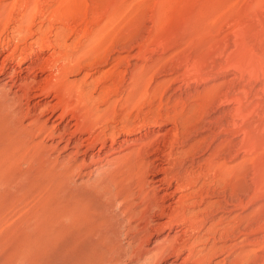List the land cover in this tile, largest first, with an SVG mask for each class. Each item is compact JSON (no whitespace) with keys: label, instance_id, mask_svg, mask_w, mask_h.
I'll list each match as a JSON object with an SVG mask.
<instances>
[{"label":"rangeland","instance_id":"1","mask_svg":"<svg viewBox=\"0 0 264 264\" xmlns=\"http://www.w3.org/2000/svg\"><path fill=\"white\" fill-rule=\"evenodd\" d=\"M25 1L0 0V4L6 3V12L10 7L19 11ZM32 3L46 12V18L38 16L32 26L36 28L34 38L40 42L35 41L32 47L39 50L43 38L55 45L40 51L43 58H54L51 53L59 50L57 54H65L66 59L77 50H91L97 43L103 44L102 49L108 47L106 54L84 58L83 66L68 75L81 88L82 96L81 101L75 95L66 96L68 104L77 111H68L64 120L83 125L75 137L92 138L90 142L95 143L89 154L99 148L97 137L102 132L110 137L118 131L120 137L137 136L146 130L164 133L173 126L171 114L180 110V105L174 108L176 105L172 104L180 98L189 108L182 117L186 132L179 129V133L189 137L184 149L191 146L193 150L181 156L182 164L193 168L192 156L195 160L203 159L215 145H221L217 154L226 165L234 166L239 161L236 156H242L240 186L244 192L237 196L242 198L241 207L234 206L237 197L228 193L235 189L236 180L230 178L229 185L224 187L229 189L227 206L236 208L228 213L212 207L199 234L188 233L186 223L179 219L171 220L158 233L151 230L152 240H161L176 231L186 238L185 243L174 244L179 250L165 245L161 259L155 260L145 254L153 243L138 238L147 224L167 219L155 216L152 207L148 210L147 198H144L147 204L141 199L139 202L144 205L140 203L133 208L135 213L124 211L129 206L114 205L106 211L111 212L113 223L98 222L103 207L94 200H103L106 180L111 185L105 184L110 187L107 190L132 181L134 173L128 172L131 167L113 172L119 176L115 181L102 175L104 182L97 171L86 174L88 157L83 162V156L78 154L71 158L64 156L49 146L51 138L37 135L35 127L27 133L30 129L24 128L21 114L19 117L17 111L14 113L16 104L11 101L9 105V101L0 97V264H169L172 260L179 263L189 254L187 245L191 243L194 255L184 264H193L191 261L199 254L208 256L202 264H234L232 260L237 255L252 250L257 254L255 260L246 257V261L235 264H264V0H32ZM6 22L0 24V40L9 37L8 40L15 38L12 44L16 40L23 42L25 33L18 28L19 22ZM4 53L0 52V61ZM238 96L243 101L244 114V134L239 135L232 125ZM42 97L50 102L57 100L54 91L33 100ZM60 112L56 108L54 115ZM167 112L169 121L165 118ZM157 116L159 122L153 124ZM143 118L149 123L137 130ZM133 127L136 131L126 135L125 129ZM111 138L107 137V144ZM212 188L224 189L214 185ZM104 201H108L106 197ZM201 208L187 206L184 216H198ZM258 208L260 216L254 233L255 227L248 218ZM236 215L244 218L237 226ZM219 216L223 218L220 224ZM211 223L218 230L210 233L205 229ZM226 224L235 227L227 233L222 229Z\"/></svg>","mask_w":264,"mask_h":264},{"label":"bare ground","instance_id":"2","mask_svg":"<svg viewBox=\"0 0 264 264\" xmlns=\"http://www.w3.org/2000/svg\"><path fill=\"white\" fill-rule=\"evenodd\" d=\"M58 1H60V0H58ZM67 1H69V0H67ZM5 4H3V5L0 4L1 5L0 6V24H1V22L3 23V21H5V20L8 21V22H6V24L11 22V21H18L19 22L18 28L24 29L23 33H25L26 35L23 34L24 35L23 39H22L23 42L21 41V43H18V40H16L17 43L14 41L15 44H12V40H14L15 38H12V40H8L9 37H8V39H5L6 37L4 38V41L6 40V42L2 41L3 39L0 40V41L4 42V44L2 42L0 43V44H2L0 50L5 51V53L1 57V61H0V97L4 99V102L9 101L8 102L9 105H11L10 104L11 101H13V104H16L13 107V108H15L14 113H16L15 111H17L18 112V114L16 113L17 116H19V114H21V117L20 116L19 117L22 118V123L25 125L24 128H26L27 130L30 129L29 131H27V133L30 131H33L32 127L33 128L35 127L34 129L37 131V135L45 134L46 137L51 138V140H50L51 142H49V146L52 147L53 149L57 150L58 152L63 153L64 156L71 158V156H73V155L76 156L78 154V155L83 156V162H84V160H86V157H88L90 159V162L86 166V167H88V165H89V168L85 167V169H89L86 171V174H90L93 171H95V172L97 171L98 172L97 174L99 175V177H100V175H101V178L103 177L102 175H104V176L108 175L110 178H114L113 180L115 181V180L119 179V176L118 175L116 176L113 172H115L116 170H118L120 168L122 169L124 167L129 166V167H131V168H129L131 170L130 171L127 170V171L130 173L132 171L134 173V175H133L134 177L132 176L133 173L129 175V176H132L134 178L132 181L126 182L125 184L120 185L117 189H114V190H111V189H113V186L110 190H107V188L109 186H111L108 182L109 180H106V183H105L107 186V182H108V185H109L108 187H105V184L103 183L104 186L102 188L105 191L102 190V191H104L102 193V197H104V198L106 197V199L108 201L105 203L106 200L104 201V198H103V200L99 199V202H96L94 200L95 203H100V206L103 207V214L101 215L100 219L98 220V222L100 224H104V222H109V223L112 222V216H110L111 212H110V214L108 212H106L107 210L112 208V206H114V205L115 206H118V205L129 206V209H126L124 211L132 212L133 210H135L133 208H136L140 205L141 202H139V201H141V199L147 198V201L149 200L148 203L150 204V207L148 206L149 207L148 210L152 209V211L156 214L155 216H158V217L163 216V217H166L167 220L164 222H160V223L159 222H153V221H152V223L148 222L149 224H147L146 227L144 226V228L142 229L143 233H142V235H140V237L138 239L144 243L151 241L153 244L150 245L148 248H146L145 254L146 255L150 254L155 260H159V259H161L163 249L165 247H167L165 245H170V246H168V248L169 247L174 248L175 243H177V242L185 243L186 238L184 237L185 239H183L182 235L177 233V231H176L172 235L168 234L167 236H164L161 240H159L157 238H154V240H152V237H154L153 236L154 234L151 232V230L158 233V231L161 229V227H164V225H168L171 220L179 219V221L181 220L184 223H186L185 228H187L186 231L188 233L190 231V233L192 232V234L194 232L199 234L200 231L202 230V225L204 224L205 217L207 218V215L211 214L209 211L212 207L216 208L217 211H218V209H220L221 211H224V212L226 211L228 213H230L231 211H233L236 208V207L228 208L227 205L230 204V202H229V200H227L228 198H226V196H227L226 190H229V189H225L224 187H227L229 185L230 178H231V180L234 178V180H236V183L233 186V188H235V189L229 190L230 192L228 194L230 195V197H232V196L237 197L239 195L242 196L241 194L244 192V189L243 188L241 189V186H240V179H241V175H242V171H243V164H244V162L242 161V156L241 157L236 156L237 157L236 159L239 158V161L234 166L226 165V162H222L220 160L221 157L219 158V155L217 154V152L220 150L221 145H217V146L215 145V147H213L212 151L203 159H200V160L196 159L195 160L192 156V160L190 161L191 162L190 164L191 165L195 164V166H193V168L197 167L196 169H193L191 166H189V167L186 165L184 166L181 162V160H182L181 156L184 155V153H187L189 151L192 152L193 150L191 151V146H189V147L187 146V148L184 149V147H186L187 140H189V137L188 136L184 137V135L186 133L184 134L183 132H186V131L182 126V123L184 120L182 117H183V114L185 113L186 108L189 105L184 103L180 98H179V100H176L175 103L172 104V106L174 104L176 105V106H174V108L177 107V104L180 105V110L178 109L177 112L175 111V113L173 111L172 112L173 114H171L172 117L170 116L171 117L170 122L173 123V126L170 127L169 129H166L164 133H160L159 131H154V130H146L144 133H141L137 136L120 137V131H118V132H116V134H113L111 136L112 138L104 132H102V135L100 134L101 136L98 135L99 134L98 133L97 134L98 135L97 140H99L100 146L97 149V151H95V153L93 152V154H89L88 150L95 143V142L94 143L90 142V139L92 140V138H89V136L84 138V139L79 137V136L75 137L76 132H78V130L81 129V127L83 125L80 122L79 123H70V120L69 121H68V119H67V121L64 120V116L68 111L69 112L72 111L73 113L75 111H77V109L71 108L72 106H70V104H68L67 101L69 99L66 100V98H67L66 96L75 95L76 99L78 98V99H80V101H81V96H82L81 88L79 86H77L75 83H73L72 81H70L68 79V75H70V73H72L75 68H81L83 66L84 63L82 64V62H83L84 58H86L88 56L89 57L93 56V58H94V55L96 57L97 55L99 56L102 53L106 54L108 47L106 46V48H105V46H104L103 49H106V50L103 51V49L101 48L103 46V44L97 43L95 45V47L93 46L94 48L92 47L93 50H92V48L89 51L85 50L86 52L83 51L84 49L82 51L77 50V52L75 54H73V56L71 55V57H67L66 59L64 57V55H65L64 53H63L64 55H61L62 54L61 52H60V55L57 54L59 52V50H58V52H52L51 53V55H53L54 58H51V57L43 58L40 54V51L42 49L54 48L55 45H52L53 43H48L47 42L48 38H46V39L43 38L41 45H39L40 49L35 50L32 47V45L36 41V39L34 38L36 28L33 29L32 26L34 25V23H35L34 21L38 16H41V18H43V17L46 18L45 9L43 7L37 6V4H35V3H32V0H26L22 6L20 5L21 9L19 11L18 10L14 11V10H12L13 8L11 9V7H10L9 8L10 10H8L9 12L8 11L6 12L7 9H6ZM15 4H16V2H15ZM55 15L51 16V18H50L51 21L54 20ZM31 20H32V22H31ZM6 24H4V25H6ZM3 27H5V26H3ZM5 29H6V27H5ZM17 29H16V31H17ZM51 29H52V27H51ZM18 31H19V29H18ZM2 32H4V28H2ZM44 35H45V33H44ZM16 36H17V34H16ZM40 36H41V34H40ZM13 37H15V36H13ZM17 38L20 39L22 37L18 36ZM31 39H33V40H31ZM36 42H39V41H36ZM39 43H36V44H39ZM55 53L57 54L58 57L56 56ZM90 62H92V61H90ZM145 69H147V68H145ZM149 69H150V66H149ZM147 71H148V69H147ZM43 73H47V74H43ZM49 91H52V92L54 91V94L57 97V100L55 102H50L49 100H44L43 97L38 99V100H35V101L33 100V99H35L36 96H40V97L45 96L46 93H48ZM235 101H236V107L234 109L235 118L233 117L235 119V121L232 125H234L236 127L235 128L236 132L239 135L240 133L244 134V129H243V119H244L243 115L244 114H243V109H242V107H243L242 102L243 101H242L240 96L236 97ZM5 104L7 105V103H5ZM3 107H5V105ZM7 107H9V106H7ZM56 108H60L61 112L54 115ZM166 111H168V110H166ZM22 113H24L23 117H22ZM19 117H17V118H19ZM165 118H167L166 120L169 121L170 118L168 119V112H167ZM153 119H154L153 124H158V122H159L158 119H160V116H157L156 118L154 117ZM146 121H145V119L142 120L139 123V125L136 126L137 130L144 128L149 123V121H147V122ZM20 123H21V121H20ZM82 123L84 124V122H82ZM24 125H22V126H24ZM187 125H188V123H187ZM179 129H181L182 131L184 130L182 132L184 134L183 136H182V133H179ZM181 130H180V132H181ZM122 131L124 132L123 129H122ZM134 131H136L135 127L125 129V132L127 133L126 135H130ZM33 135L34 134H32L31 136H33ZM107 137L111 138V141L109 144H107ZM93 138H94V136H93ZM226 146H227V144H226ZM194 149H196V148H194ZM195 155H196V153H195ZM185 156H186V154H185ZM189 157H190V155H189ZM83 164L80 167L84 166ZM91 165H93V166H91ZM124 169L126 170V168H124ZM125 170H124V173L126 172ZM84 174H85V172H84ZM104 179H105V177H104ZM104 179H103V181H104ZM107 179H109V178H107ZM127 179H125V180H127ZM130 179H132V178L130 177L129 180ZM125 180L123 181V183L125 182ZM97 182H99V181H97ZM133 184L137 189L132 188ZM100 185H102V184H99V186ZM213 185L215 186V188L223 186L224 189H213V188L210 189V187H212ZM171 187H173L172 190L170 189ZM99 189H101V186ZM81 190H83V189H81ZM83 193H85V192H83ZM86 193H88V192H86ZM210 197L211 198L214 197L215 199L213 201H208L207 199ZM236 197H234V198L236 199ZM254 197H256V195H254ZM87 199H89V198H87ZM240 199H242V198H240ZM240 199H239V197H237V200H236L237 203H235L233 205L239 207L242 204ZM118 200H120V201L117 204ZM145 200L146 199H144V203H145ZM172 200H174V201H172ZM102 201H104V202L101 203ZM141 204L144 205L143 203H141ZM145 204H147V202ZM190 205L202 206V208L199 209L200 215L195 216L193 218L192 217L187 218L186 216H184L185 208L187 206H190ZM141 207H142V209H141V211H142L144 207L143 206H141ZM259 210H260L259 208L253 210V212H251V214H249V218H248L250 223L253 224V227H255L253 230L254 233L257 232L256 229L258 228L257 224H258L259 216H260ZM147 212L150 213L149 211H147ZM179 213H181V214H179ZM146 214H144V215H146ZM97 215H99V214H97ZM92 216H93V213H92ZM147 216H148V218L150 217V215H147ZM237 216L238 215H236V217H234V219L236 218V220H235L236 226L238 224H240L242 221H244L243 217L238 216L239 217L238 218ZM221 218L222 217L219 216V220H218L219 224L223 219V218L222 219ZM95 222H96V220H95ZM94 224H96V223H94ZM234 227H235V225L234 226H227V224H226V226L222 227V229L228 233L230 230H233ZM131 228H132V226H131ZM139 228H140V226H139ZM216 228L217 227H215V224L211 223L209 225L208 229H205V230L210 231V233H211L213 230H214V232L216 230H218ZM102 236H104V235H102ZM101 242H102V240H101ZM191 245H192V243H191ZM191 245H187L190 252H189V254L184 256V258L181 262L177 263L176 260H172V261H170L169 264H184L187 261H189L190 256L192 255L191 249H192L193 245L192 246ZM183 246L186 247L185 244H183ZM175 247H176V245H175ZM176 249L179 250L178 247ZM178 250H177V252H178ZM165 251H166V249H165ZM199 255L200 256L198 258H195L193 261H191V263L202 264L205 261V259H208L207 258L208 256H206V254H199ZM246 257L247 258L250 257V258H253L255 260L257 258V254H256L255 250L249 251L247 253L245 252L244 254L237 255L232 260V262L234 264L237 262L242 263V260L246 261V259H245Z\"/></svg>","mask_w":264,"mask_h":264}]
</instances>
